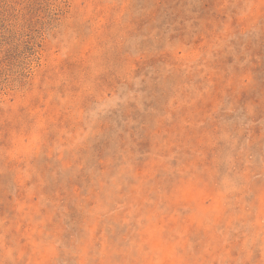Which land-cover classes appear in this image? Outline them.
<instances>
[{"label":"rangeland","instance_id":"1","mask_svg":"<svg viewBox=\"0 0 264 264\" xmlns=\"http://www.w3.org/2000/svg\"><path fill=\"white\" fill-rule=\"evenodd\" d=\"M0 264H264V0H0Z\"/></svg>","mask_w":264,"mask_h":264}]
</instances>
